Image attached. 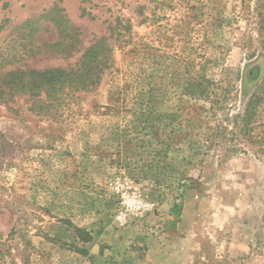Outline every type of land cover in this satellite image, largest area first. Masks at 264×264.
I'll list each match as a JSON object with an SVG mask.
<instances>
[{
	"label": "rangeland",
	"instance_id": "374dc122",
	"mask_svg": "<svg viewBox=\"0 0 264 264\" xmlns=\"http://www.w3.org/2000/svg\"><path fill=\"white\" fill-rule=\"evenodd\" d=\"M118 19L99 87L0 106V264H264V0H0V65Z\"/></svg>",
	"mask_w": 264,
	"mask_h": 264
},
{
	"label": "trees",
	"instance_id": "16d2710c",
	"mask_svg": "<svg viewBox=\"0 0 264 264\" xmlns=\"http://www.w3.org/2000/svg\"><path fill=\"white\" fill-rule=\"evenodd\" d=\"M40 19L54 24L59 35V41L54 47L61 48L59 53L70 58L78 45V40L70 37L73 27L63 17L53 16L52 11L42 15ZM2 29L0 26V31ZM109 30L111 37L95 40L74 65L44 70L9 69L0 65V106L25 98L41 111L59 105L72 93L99 87L113 63V46L109 39H120L122 30L126 31L128 27L118 19L116 25L110 26ZM91 241L92 237L86 240L87 243Z\"/></svg>",
	"mask_w": 264,
	"mask_h": 264
},
{
	"label": "built area",
	"instance_id": "2783aa9c",
	"mask_svg": "<svg viewBox=\"0 0 264 264\" xmlns=\"http://www.w3.org/2000/svg\"><path fill=\"white\" fill-rule=\"evenodd\" d=\"M138 203V206L136 207L137 210H143L144 208H148L149 205L148 204H145L143 202H141L140 200L137 202Z\"/></svg>",
	"mask_w": 264,
	"mask_h": 264
},
{
	"label": "flooded vegetation",
	"instance_id": "af4514ba",
	"mask_svg": "<svg viewBox=\"0 0 264 264\" xmlns=\"http://www.w3.org/2000/svg\"><path fill=\"white\" fill-rule=\"evenodd\" d=\"M258 71H259V70H258ZM253 73L255 74V73H257V71H255V72H250V73H249L250 76H253ZM249 106H250V105H249ZM249 106H248V107H249ZM248 107H247V111H248V109H249Z\"/></svg>",
	"mask_w": 264,
	"mask_h": 264
}]
</instances>
